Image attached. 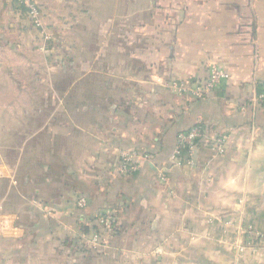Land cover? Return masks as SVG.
I'll return each mask as SVG.
<instances>
[{
  "label": "crops",
  "instance_id": "crops-1",
  "mask_svg": "<svg viewBox=\"0 0 264 264\" xmlns=\"http://www.w3.org/2000/svg\"><path fill=\"white\" fill-rule=\"evenodd\" d=\"M36 1L46 29L60 31L57 11L71 9L74 0ZM107 14L101 46L128 47L129 55L109 61L113 69L101 67V136L92 139L98 145H90V136L75 139L72 122L70 133L52 125L43 130L56 118L43 122L39 115L17 122L19 129L31 121L34 128L16 136L15 148L9 120L1 115L11 106L0 103V208L14 193L8 175L15 172L21 176L17 211L30 206L29 190L40 217L11 218L13 228L0 229V264H264V107L250 104L264 78V0H114ZM62 22L63 30L74 23ZM37 32L23 7L0 0L4 84L19 78L15 65L39 61L31 53ZM214 62L230 79L203 98L165 85L204 78ZM124 63L129 69L120 71ZM41 112V103L35 104L34 116ZM198 121L206 136L194 165L166 168L161 181L159 169L168 166L177 133ZM122 149L151 158L137 172L118 175ZM73 193L92 199L79 219L65 218L72 217ZM94 206L115 209L120 226L96 251L73 237L74 225L86 224ZM42 207L60 209L45 213ZM250 230L262 238L249 240ZM247 241L238 254L237 246Z\"/></svg>",
  "mask_w": 264,
  "mask_h": 264
},
{
  "label": "rangeland",
  "instance_id": "rangeland-1",
  "mask_svg": "<svg viewBox=\"0 0 264 264\" xmlns=\"http://www.w3.org/2000/svg\"><path fill=\"white\" fill-rule=\"evenodd\" d=\"M82 1L74 0L71 9L65 7L58 9V19L62 18L59 19L58 24L60 31L47 30L44 24L42 28L38 29L36 35L39 36H34V41L39 42L31 53L39 61L26 64L25 68L22 67L23 65L20 68L15 65L16 74L19 75V78L11 79L10 82L6 81V84L0 80V89L4 88L2 94H0V103H8L11 106V111L4 112L8 113V115L3 112L1 115L2 118H8L9 120L10 126L8 129L11 138L9 144L15 148L18 141L16 136L19 133L23 134L21 133L22 131L30 132L34 128L32 121L24 129H19L21 125L17 124V122L23 123L26 118L34 120V118H40L39 115L43 122L49 118H56L54 123L48 122L47 126L43 127V130L49 131L52 125V128H57L59 132L68 129L70 133L69 122H72L74 124V128H71L74 129L72 135L75 139L76 137L78 138L77 140L81 139V135L90 136V145H98L92 139L101 136V67L113 69L115 63L110 62H113L115 57V60L121 57L124 59L128 58L129 48L123 47L124 50H121L112 46H101V23L109 18L107 12L114 6V0ZM82 13H85V15H82ZM63 20L68 23L74 21V23L71 22L73 28L63 30L60 25L63 24ZM113 34L114 32H111V39H113ZM106 60L108 63H104ZM127 66L128 64H122L120 71H127L129 69ZM11 69L13 70V67ZM172 80L177 79H170L165 85L168 87ZM5 86H9V90H6ZM23 88H25L24 93ZM39 103H41L42 112L34 116V105ZM23 105L27 107L26 112H23ZM75 145H81V141L75 142ZM15 158L16 152L9 157L10 160ZM80 172L84 174V172ZM86 172L89 173L91 180L96 181V178L93 177L95 170L89 168ZM0 177L2 176L0 175ZM20 178L21 176H18L15 172H11L8 175L14 193H9L7 206H1L0 218H3V216H8L9 218H40L36 212H33L35 209L33 201L37 203L38 201L33 200V198L30 199L31 191L29 190L26 194L30 200V206H27L21 213L17 211V205L20 202L17 195L19 193L18 183L21 182ZM99 180L101 182V176ZM78 185L83 187V183ZM86 186L94 190L86 187L90 191L88 193L96 191L91 184ZM72 195L73 197L70 199L73 211L72 217L65 218L79 219V210L81 209L77 208L74 202L78 196L84 194L73 193ZM88 199L89 204H91L92 199L89 197ZM93 208L96 211L91 218H88L85 222L86 224L82 221L83 225L80 223L82 226L74 225L73 231L76 236L73 237L74 239L77 236L79 237L78 240L81 247L96 251V249L101 248V244L104 242V235L118 230L120 226L115 209H101L98 206ZM98 208L99 210H97ZM44 209L58 212L60 208L52 211L50 207H42L41 210L43 211ZM104 212H111L116 217L111 231L104 230L97 222V217ZM45 213L48 212L45 211ZM93 230H98L101 235V241L96 245L86 243V237ZM82 234H85L83 238L80 237Z\"/></svg>",
  "mask_w": 264,
  "mask_h": 264
},
{
  "label": "built area",
  "instance_id": "built-area-1",
  "mask_svg": "<svg viewBox=\"0 0 264 264\" xmlns=\"http://www.w3.org/2000/svg\"><path fill=\"white\" fill-rule=\"evenodd\" d=\"M18 5L23 7L31 24L40 29L43 26L40 8L36 0H14ZM230 74L222 66L217 63H210L207 66L206 75L201 79L193 80H172L168 85L171 92L176 94H184L193 98H203L210 93L218 90L223 84L228 82ZM253 107H264V78L259 85L257 93L250 101ZM244 110V106L241 107ZM206 136V129L202 122H196L190 128L180 131L176 135V142L174 149L169 156L168 166L159 169V178L165 182V170L173 166H180L187 164L193 166L195 163V153L199 142ZM220 145H218L219 147ZM151 154L141 150L135 149H122L119 151V159L114 167V172L118 175H128L137 172L141 166V163L145 160H149ZM75 206L79 209L85 208L89 205V199L85 195L78 196L75 200ZM97 222L106 231L113 229L116 217L111 212H104L97 217ZM13 228V221L8 216H3L0 220V229L2 231H9ZM82 234L80 237H84ZM247 238H262L259 233L247 231ZM101 241V235L98 230H93L90 235L86 237V243L99 244ZM249 242L241 243L237 246L238 254H242L246 248H248Z\"/></svg>",
  "mask_w": 264,
  "mask_h": 264
},
{
  "label": "trees",
  "instance_id": "trees-1",
  "mask_svg": "<svg viewBox=\"0 0 264 264\" xmlns=\"http://www.w3.org/2000/svg\"><path fill=\"white\" fill-rule=\"evenodd\" d=\"M80 223H82V224H83V222H82V221H80Z\"/></svg>",
  "mask_w": 264,
  "mask_h": 264
}]
</instances>
